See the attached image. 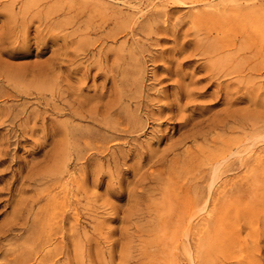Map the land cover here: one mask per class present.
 I'll return each instance as SVG.
<instances>
[{"label":"rangeland","instance_id":"1","mask_svg":"<svg viewBox=\"0 0 264 264\" xmlns=\"http://www.w3.org/2000/svg\"><path fill=\"white\" fill-rule=\"evenodd\" d=\"M263 56L264 0H0V264H264Z\"/></svg>","mask_w":264,"mask_h":264},{"label":"bare ground","instance_id":"2","mask_svg":"<svg viewBox=\"0 0 264 264\" xmlns=\"http://www.w3.org/2000/svg\"><path fill=\"white\" fill-rule=\"evenodd\" d=\"M153 2H154V1H153ZM233 41H234V40H233ZM236 44H237V42H236ZM230 45H231V46L234 45V43H232V40H231ZM223 46H224V45H223ZM223 46H221V48L216 49L215 51H212V52H213L214 54H219V53H220V50L222 51V49L224 48ZM236 48H237V47H236ZM230 49H231V48H230ZM233 49H234V48H233ZM238 50H239V49H238ZM239 51H240V50H239ZM239 51H237V52H239ZM237 52H235V53L237 54ZM235 53H234V54H235ZM247 53H248V52H247ZM247 53H246V54H247ZM239 54H240V53H239ZM239 54H238V55H239ZM252 56H253V55H252ZM255 57H256V56H255ZM260 57H261V56H260ZM263 57H264V56H263ZM263 57H262V58H263ZM248 60H249V59H248ZM248 60H247V61H248ZM242 62H243V61H242ZM244 66H245V65H244ZM241 67H242V66H241ZM235 68H237V66H235ZM237 72H238V71H236V69H235V71L232 72V73H230V74H235V73H237ZM242 73H243V71H242ZM236 75H237V74H236ZM227 76H228V75H227ZM209 132H210V131H207V132H204V131H198V132L192 133V134L189 135V136H186V135H185V137H186L187 139H193L192 141H196V140H198V136H199V135H203V133L209 134ZM211 134H212V133H211ZM200 137H201V136H200ZM200 137H199V138H200ZM207 137H208V135H203V138H207ZM183 138H184V137H183ZM181 140H182V139H181ZM183 140L185 141V138H184ZM249 141H250V140H249ZM185 142H186V141H185ZM213 142H214V141H213ZM183 144H184V142H183ZM183 144H182V145H183ZM213 145H214V144H213ZM250 146H251V145H250ZM252 146H254V145H252ZM93 147H94V146H93ZM220 147H221V146H220ZM250 148H251V147H250ZM211 150H213V149H211ZM204 151H205V150H204ZM213 151H214V150H213ZM65 152H66V151H65ZM78 152H79V151H78ZM210 152H211V151H210ZM228 152H229V151H228ZM243 152H244V151H243ZM79 153H80V152H79ZM226 153H227V152H226ZM233 153H234V152H232V154H233ZM237 153L240 154V151L237 152ZM63 154H64V153L62 152V155H63ZM75 154H76V153H75ZM185 154L188 155V156L190 157V156H191V151H190V150H187V151H185ZM193 154H194V153H193ZM198 154H199V153H198ZM201 154H202V152H201ZM214 154H215V153H214ZM222 154H223L222 152H221V154H220V152L218 153V150H217V155H216V156L212 154V157L215 156V158H214V157L212 158L211 155H208V156L206 155V156H207V157L210 156V157H209V160H210V158H212V159L214 160V162H216V161L218 162L219 158H221L223 155H225V154H223V155H222ZM228 154H229V153H228ZM241 154H242V151H241ZM241 154H240V155H241ZM77 155H78V154H77ZM164 155H165V154H164ZM221 155H222V156H221ZM229 155H230V154H229ZM233 155H236V153L233 154ZM233 155L229 156V158L232 157ZM59 156H60V155H59ZM64 156L67 157V156H66V153H65V155H63V157H64ZM170 156H171V155H170ZM202 156H203V154H202ZM241 156H242V155H241ZM54 157H56V156H54ZM166 157H167V156H166ZM223 157L225 158V156H223ZM202 158L204 159L205 157H202ZM233 158H234V157H233ZM233 158H231V159H233ZM255 158H256V157H255ZM64 159H65V160H64ZM64 159L61 160V161H62V163H61V165H60L61 168L67 166L68 163H69V162L66 163V161H68L67 158H64ZM207 159H208V158H206V161H205V162L208 161ZM227 159H228V158H227ZM227 159H226V160H227ZM241 159H242V158H241ZM69 160H70V159H69ZM162 160H163V159H162ZM224 160H225V159H224ZM226 160H225V162H226ZM229 160H230V159H229ZM229 160H227V161H229ZM247 160H248V159H247ZM252 160H253V159H252ZM51 161H52V160H51ZM219 161H221V160H219ZM241 161H242V160H241ZM254 161H255V159H254ZM254 161H251V162H254ZM256 161H258V160H256ZM256 161H255L254 163H257ZM70 162H73V161H70ZM109 162H110V161H109ZM115 162H116V161H115ZM161 162H162V163H161L162 165L165 164V160H164V161H161ZM235 162H236V161H235ZM171 163H176V162H175V161H171ZM238 163H241V162H238ZM249 163H250V162H249ZM249 163H246V164H247L246 166H248ZM254 163H253V164H254ZM158 164H160V163L158 162ZM215 164H216V163H215ZM215 164H214V165H215ZM222 164H224L223 161H222ZM241 164H243V163H241ZM250 164H251V163H250ZM253 164H252V165H253ZM156 165H157V164H156ZM216 165H217V166H214V168L212 169V171H213V172H212V173H213V174H212V175H213V178H212V176H211V178H212V179H211V182L209 181V182L211 183V184H210V188H208V189L210 190L209 192H211L212 189L214 188L215 183L218 181V179H217V175L219 174L218 172H220L219 170L222 168V166H224V165L221 166V164H216ZM232 165H233V164H232ZM160 166H161V165H160ZM235 166H236V165H235ZM237 166H238V164H237ZM243 166H245V165H243ZM250 166H251V165H250ZM254 166H255V165H254ZM229 167H230V166H229ZM232 167H233V166H232ZM239 167H240V166H239ZM239 167H238V168H239ZM236 168H237V167H236ZM241 168H242V167H241ZM246 168H247V167H246ZM248 168H249V167H248ZM250 168H251V167H250ZM250 168H249V169H250ZM229 169H230V168H229ZM232 169L235 170L234 168H232ZM59 171H60V170H58V172H59ZM229 171H230V170H229ZM54 172H55V171H54ZM58 172H56V173L59 174ZM48 173H49V172H48ZM57 174H54L53 178H49V179L46 178L47 184H51V185H52V184L58 183V182H59V179H58L59 177H56L57 179L55 178V175H57ZM220 175H221V174H220ZM57 176H59V175H57ZM252 176H253V175H252ZM45 177H46V176H45ZM48 177H49V176H48ZM219 178H220V177H219ZM249 178H251V177H249ZM41 179H42V178H41ZM43 179H45V178L43 177ZM97 179H98V178H97ZM153 179H154V178H153ZM252 179H254V178H252ZM252 179H250V180H252ZM96 181H97V180H96ZM53 186H54V185H53ZM209 192H208V193H209ZM73 195H74V194H73ZM201 195L203 196V193H202ZM71 196H72V195H71ZM199 196H200V195H198V197H199ZM198 197H197V198H198ZM58 198H59V197H58ZM71 198H72V197H71ZM200 198H202V197L200 196ZM59 199H60V200H58V201L56 200L55 203L57 204V205H56L57 207L59 206V208H60V206H61V208H62V207L64 206L65 197L62 196V197H60ZM202 199H204V198H202ZM202 199H201V200H202ZM201 200H200V201H201ZM210 200H211V199H210ZM72 201H73V200H72ZM188 201H189V200H188ZM203 201H205V200H202V202H203ZM198 202H199V201H197L196 203H198ZM205 202H206V201H205ZM205 202H204V203H205ZM208 202H209V199H208ZM68 203H70V202L68 201ZM204 203H203V204H204ZM199 204H200V202H199ZM199 204H198V205H199ZM201 204H202V203H201ZM203 204H202V205H203ZM209 204H210V203H209ZM194 205H196V204L194 203ZM206 205H207V204H206ZM179 206H180V204H179ZM207 206H208V205H207ZM71 207H72V206H71ZM196 207H198V206H196ZM196 207H195V208H196ZM61 208H60V209H61ZM72 208H73V207H72ZM215 208H216V207H215ZM60 209H59V210H60ZM190 211H191V210H190ZM194 211H196V209H195ZM204 211H205V210H204ZM205 212H206V211H205ZM215 212H216V211H215ZM202 213H203V212H202ZM204 214H205V213H204ZM180 215H181V213H180ZM191 215H192V214H191ZM201 215H202V214H201ZM196 216H197V215H195L194 217H192L191 220L189 219V223H188L186 229L184 228V229H185V235H184V236H185L187 239H189L188 236H189V232H190V229H191V228H190V225L192 224V222H193V220L196 218ZM204 216H205V215H204ZM62 217H64V218H65V217L68 218V217H71V216H68V215L65 216V215H63V216H61V218H62ZM200 217H201V216H200ZM202 217H203V216H202ZM177 218H178V216H177ZM44 219H46V218H44ZM59 220H60V219H59ZM68 220H69V219H68ZM63 221H64V219H63ZM183 221H184V220H183ZM186 222H187V221H186ZM186 222H185V223H186ZM185 223H184V226H186V224H187V223H186V224H185ZM198 224H199V223H198ZM182 226H183V225H182ZM192 227H193V226H192ZM43 228H44V227H43ZM51 228H52V227H51ZM95 228H97V227H95ZM189 228H190V229H189ZM196 229H197V228H196ZM9 230H10V229H9ZM97 230H98V229H97ZM191 230H192V229H191ZM44 231H45V230H44ZM182 231H183V230H182ZM41 232H42V230H41ZM191 233H192V232H191ZM191 233H190V235H191ZM36 235H37V239H36V240H37V244L34 246V250H33V249H32V251L25 250V251L22 252L21 254H19V255H15V256H14V255L12 256V255L10 254V255H11V258L9 259V263L14 262V264H28L29 262H31L32 260H34V258L36 259L37 256H39V258L41 259V261H43V262H46V261H47V256H46V255H40V253L42 252L43 247L45 246V242H43V244H40L39 242H41V241L44 240V238H43L44 235L41 236V235H38V233H37ZM182 235H183V233H182ZM29 241L31 242V240H29ZM188 241H190V240H188ZM190 242H191V241H190ZM35 243H36V241H35ZM188 243H189V242H188ZM188 243H187V244H188ZM190 245H192V244H190ZM187 246H188V248L190 249V246H189V245H187ZM187 250H188V249H187ZM188 251H189V250H188ZM55 252H56V251H55ZM57 252H58V251H57ZM190 252H191V251H190ZM190 252H189V253H190ZM218 255H219V254H218ZM5 256H6V258L9 257V255H8L7 253L4 254V257H5ZM185 256H186V255H185ZM204 256H205V255H204ZM221 257H222V256H221ZM193 258H194V257H193ZM6 260H7V259H6ZM198 260H199V258H198ZM200 260H201V257H200ZM170 261H171V260H170ZM192 261H193V260H192ZM187 262H190V261H187ZM216 262H217V261H216ZM216 262H215V263H216ZM46 263H47V262H46ZM215 263H214V264H215ZM176 264H177V262H176ZM190 264H192V263H190ZM193 264H194V262H193ZM221 264H222V263H221Z\"/></svg>","mask_w":264,"mask_h":264}]
</instances>
